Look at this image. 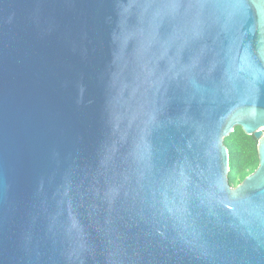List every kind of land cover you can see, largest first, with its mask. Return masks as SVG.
<instances>
[{
  "label": "water",
  "instance_id": "obj_1",
  "mask_svg": "<svg viewBox=\"0 0 264 264\" xmlns=\"http://www.w3.org/2000/svg\"><path fill=\"white\" fill-rule=\"evenodd\" d=\"M0 264H264V0H0Z\"/></svg>",
  "mask_w": 264,
  "mask_h": 264
},
{
  "label": "trees",
  "instance_id": "obj_2",
  "mask_svg": "<svg viewBox=\"0 0 264 264\" xmlns=\"http://www.w3.org/2000/svg\"><path fill=\"white\" fill-rule=\"evenodd\" d=\"M224 143L229 151L228 180L232 186H236L258 165L257 139L236 126L234 131L224 138Z\"/></svg>",
  "mask_w": 264,
  "mask_h": 264
}]
</instances>
